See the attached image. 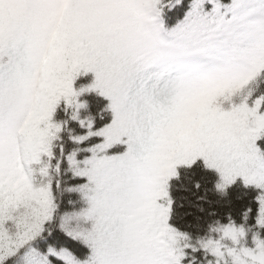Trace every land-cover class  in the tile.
I'll return each mask as SVG.
<instances>
[{
  "label": "snow or ice",
  "instance_id": "snow-or-ice-1",
  "mask_svg": "<svg viewBox=\"0 0 264 264\" xmlns=\"http://www.w3.org/2000/svg\"><path fill=\"white\" fill-rule=\"evenodd\" d=\"M0 264H264V0H0Z\"/></svg>",
  "mask_w": 264,
  "mask_h": 264
}]
</instances>
